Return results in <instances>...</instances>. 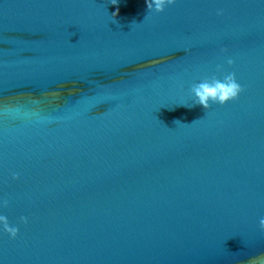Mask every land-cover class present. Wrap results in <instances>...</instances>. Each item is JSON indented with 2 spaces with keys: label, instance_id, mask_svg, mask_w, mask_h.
<instances>
[{
  "label": "water",
  "instance_id": "obj_1",
  "mask_svg": "<svg viewBox=\"0 0 264 264\" xmlns=\"http://www.w3.org/2000/svg\"><path fill=\"white\" fill-rule=\"evenodd\" d=\"M111 3L0 0V216L18 229L0 224V264H247L264 254V0ZM228 73L236 100L192 106Z\"/></svg>",
  "mask_w": 264,
  "mask_h": 264
},
{
  "label": "clouds",
  "instance_id": "obj_2",
  "mask_svg": "<svg viewBox=\"0 0 264 264\" xmlns=\"http://www.w3.org/2000/svg\"><path fill=\"white\" fill-rule=\"evenodd\" d=\"M175 3L176 0H146L147 13L155 12L159 14L164 11L165 6H171ZM111 4L116 5L117 0H112ZM117 14V12H113L112 17L115 18ZM217 14L220 15L221 13L218 12ZM146 18L147 17L145 16L144 19ZM227 63L231 66L233 61L229 59ZM217 71H221L219 66ZM190 91L195 98L192 106L199 105L207 110L210 103L222 106L229 101L236 100L243 89L236 82L235 73H228L223 76L222 80L215 76L210 80L205 79L204 81L195 84ZM13 179H16V177L14 176ZM4 206H7V201L4 202ZM21 222L27 223L26 218L21 217ZM0 224H3L4 232L7 233L10 238L14 239L16 237L18 229L10 227L6 217L0 216ZM259 227L261 231H264V218L260 219ZM247 264H264V254L252 257Z\"/></svg>",
  "mask_w": 264,
  "mask_h": 264
}]
</instances>
